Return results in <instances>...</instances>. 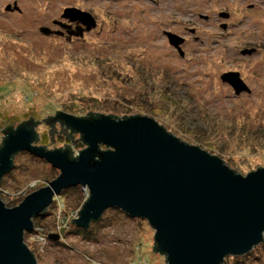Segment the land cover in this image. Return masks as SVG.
<instances>
[{"label":"rangeland","instance_id":"obj_1","mask_svg":"<svg viewBox=\"0 0 264 264\" xmlns=\"http://www.w3.org/2000/svg\"><path fill=\"white\" fill-rule=\"evenodd\" d=\"M71 8L91 14L96 29L83 27L77 35L79 22L64 17ZM72 24L71 37L66 27ZM167 33L185 41L183 58ZM230 73H238L250 93L237 95L222 80ZM58 113L148 116L242 176L264 168V0H0V146L7 128L33 119L40 123L37 147L68 146L78 157L87 146L80 134L72 140L61 133V122H54L51 141L53 127L45 120ZM38 158L26 153L15 159L0 185L7 208L60 176ZM88 199L86 190L56 196L54 210L65 212L67 224L56 229L51 219L26 233L39 264H167L154 250V229L142 219L107 210L108 226L96 242L78 234L71 223ZM50 234L61 243L49 242ZM231 257L228 264H264V242Z\"/></svg>","mask_w":264,"mask_h":264},{"label":"water","instance_id":"obj_2","mask_svg":"<svg viewBox=\"0 0 264 264\" xmlns=\"http://www.w3.org/2000/svg\"><path fill=\"white\" fill-rule=\"evenodd\" d=\"M64 17L88 32L97 27L91 14L78 9H67ZM41 33L53 34L49 28ZM166 35L181 51L185 41ZM253 53L244 50L242 55ZM222 80L237 95L250 93L238 73L224 75ZM32 120L3 132L0 185L21 152L41 158L61 174L18 207L7 208L0 197V264H38L25 242L26 233L34 231V220L56 196L77 186L89 192V199L79 219L73 220L76 226L87 229L107 210L119 209L148 222L155 231L157 251L166 256L167 264H224L227 257L243 256L264 242V168L242 176L221 157L183 142L148 116L117 121L102 115L83 119L58 113L45 120L53 127L51 141L55 142L54 122L58 121L61 133L73 140L64 124L80 134L87 146L73 158L68 146L56 151L37 147L40 123ZM101 145L109 151L100 150Z\"/></svg>","mask_w":264,"mask_h":264},{"label":"trees","instance_id":"obj_3","mask_svg":"<svg viewBox=\"0 0 264 264\" xmlns=\"http://www.w3.org/2000/svg\"><path fill=\"white\" fill-rule=\"evenodd\" d=\"M93 31V30H92ZM89 33V32H88ZM93 115V117L94 118H99L100 116L99 115H94V114H92ZM112 117V116H111ZM87 118H90V115L87 117ZM114 120H119V119H117L116 117H112ZM84 119V118H83ZM123 120H125V119H123ZM66 125H64V127H65ZM67 130L70 132V133H72V130L70 129L69 130V128H67ZM38 134V133H37ZM77 133H72V136L73 135H76ZM38 138H39V135H38ZM81 144H84L83 143V140H82V143ZM86 146V145H85ZM87 148V147H86ZM107 149H109V148H107ZM100 150H102L101 149V146H100ZM26 153H28V152H21V153H19L18 155L20 156L21 154H26ZM29 154V153H28ZM18 155L17 156H15L13 159H14V162H15V159L18 157ZM72 155H74L73 153H72ZM73 158H74V156H73ZM38 160H40V158H38ZM42 160V159H41ZM44 161V160H43ZM45 162V161H44ZM15 166V165H14ZM12 173V172H11ZM11 173H9V174H11ZM8 175H6L4 178H3V181L2 182H4V180L6 179V177H7ZM83 188L81 187V186H77V187H74V188H69V189H67V190H64L63 192H62V194H61V197L62 196H64V197H67V195L68 194H71V195H82L83 194ZM56 203L57 202H55L54 204H52V208L50 207L49 209H47L40 217H38V218H36L35 220H34V223H35V229L37 230V229H41V225L43 224V223H48V221L49 220H51V219H53L52 221H50L49 223H52L53 224V226H54V228H56V229H60L62 226H64V225H66L67 224V222L65 221V220H63V216H65V212L63 213V211H59V208L58 209H56V210H54L55 209V206H56ZM59 211V212H58ZM111 211H115L116 213H117V215H124L125 217H127V218H130L128 215H126L124 212H122L121 210H119V209H109L107 212H111ZM106 212V213H107ZM105 215V214H104ZM104 215L101 217V219L99 220V221H97V222H92V224H90V226L87 228V229H82V228H79L78 226H76V224L75 223H71V226L73 225V229H75L76 231H77V233L78 234H80V235H82L83 237H86V238H88V239H90V240H93V242H96L97 240H98V235L101 233V231L105 228V227H107L108 226V223H107V220L104 218ZM133 220H138V219H133ZM145 221V220H144ZM72 232H70V231H68V232H65L64 234H63V236H65V235H69V234H71ZM49 236H51V237H49V242H57V243H61V239L62 238H58V236H54V235H52V234H50ZM26 238H28V235L26 234ZM259 248V247H258ZM157 253H159L158 251H157V247H156V245H155V249H154ZM34 253V252H33ZM230 257H227L226 259H225V262H224V264H228V261H227V259H229ZM232 258V257H231ZM236 260H237V258L236 257H234ZM39 258H37V261H38V264H39V260H38ZM247 264H249V263H247Z\"/></svg>","mask_w":264,"mask_h":264},{"label":"flooded vegetation","instance_id":"obj_4","mask_svg":"<svg viewBox=\"0 0 264 264\" xmlns=\"http://www.w3.org/2000/svg\"><path fill=\"white\" fill-rule=\"evenodd\" d=\"M64 24H65V23H64ZM74 27H75V24H72V25H71V28H69V26L66 27V29H68V31H69L68 34H69L71 37H72V36H75V34H74L75 31H73V30H74V29H73ZM81 28H83V27L80 26V23H78V24H77V28H76V33H80ZM52 36H53V35H52ZM55 36H56V35H55ZM58 36L61 37V35H58ZM74 38H75V37H74ZM74 38H73V39H74ZM184 43H185V42H184ZM178 52H179L180 56H182V58L185 56V53H184L182 47H181V51L178 50Z\"/></svg>","mask_w":264,"mask_h":264},{"label":"built area","instance_id":"obj_5","mask_svg":"<svg viewBox=\"0 0 264 264\" xmlns=\"http://www.w3.org/2000/svg\"><path fill=\"white\" fill-rule=\"evenodd\" d=\"M84 190V189H83Z\"/></svg>","mask_w":264,"mask_h":264}]
</instances>
